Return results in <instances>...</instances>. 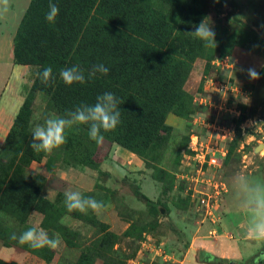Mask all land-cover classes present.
<instances>
[{"label": "trees", "instance_id": "1", "mask_svg": "<svg viewBox=\"0 0 264 264\" xmlns=\"http://www.w3.org/2000/svg\"><path fill=\"white\" fill-rule=\"evenodd\" d=\"M53 2L59 8L54 24L45 20L49 0H31L13 40L14 63L32 67L36 74L0 150V245L20 248L45 261L48 254L52 257V249L21 245L11 238L13 233L18 237L34 227L30 218L39 214L43 217V231H53L67 248L80 251L78 264H95L97 260L122 264L111 256L114 247L105 248L107 241L120 236L92 211L68 212L62 194L55 201L44 198L47 178L33 171L32 164L46 161L49 173L77 166L100 170L94 160L95 149L99 143L107 142L137 155L144 161L147 173L153 170L166 179L170 172L158 166L174 131L167 119L175 115L192 125L190 119L196 113L193 96L185 90L194 64L200 59L210 62L217 55L227 57L237 47L255 48L264 55V19L256 20L254 28L239 23L234 29L215 30L216 46L205 47L190 32L208 17L211 9L230 16L237 7L234 0ZM98 63L109 68L107 75L97 74L83 84L70 86L59 77L62 68L79 65L87 71ZM48 66L52 67L55 80L45 86L38 74ZM105 92L113 93L120 101V123L114 130L103 132L101 142L89 139L88 126L79 125L66 129V142L50 154L35 153L28 146L32 127L37 123L33 117L38 97L47 104L49 113L65 117L82 104H94L96 97ZM254 100L264 107V67L260 82L254 87ZM141 197L152 202L143 193ZM65 217L96 228L100 237L92 245L81 244L84 237L64 224ZM131 227L132 223L124 235ZM0 264L14 263L0 258Z\"/></svg>", "mask_w": 264, "mask_h": 264}, {"label": "rangeland", "instance_id": "2", "mask_svg": "<svg viewBox=\"0 0 264 264\" xmlns=\"http://www.w3.org/2000/svg\"><path fill=\"white\" fill-rule=\"evenodd\" d=\"M234 1L237 7L230 16L209 10L208 17L214 31L234 29L239 23L251 28L256 20L264 19V0ZM30 2L0 0V150L35 79V69L29 66L22 69L23 66L14 63L11 54L15 34ZM255 51V48L237 47L227 57L217 55L210 62L200 59L194 64L185 90L193 96L196 113L191 116L192 125L179 120L182 124L173 127L165 156L158 166L170 172L166 179L153 170H148L146 175L133 173L120 180L114 178L104 163L110 159L116 145L101 142L94 157L100 170L77 166L49 173L46 161L33 163L31 169L47 178L42 192L44 198L55 201L58 194L64 195L65 190L71 189L102 201L106 207L94 214L120 236L107 241L105 248L111 250L114 247L111 256L120 259L122 264H174L182 261L192 246L203 250L206 244H213L211 231L216 230L214 226H220L223 232L229 233L228 236L237 239L245 258L240 264H264V241L248 238L254 207L252 200L264 192V107L254 100V87L260 79L250 80L246 72L249 67L260 72L264 65V55ZM18 70L23 71L21 77ZM222 82L233 84L236 89L218 93L215 88L222 86ZM34 108L35 116L40 117L37 123L43 124L45 119L55 117L48 112L47 104L40 97ZM167 123L170 125V121ZM224 128H230L234 133L232 140H224ZM199 140L208 148L209 154L226 153L225 157L219 155L221 166L210 170L207 166L203 168L204 176L194 158L195 143ZM147 177L158 186L157 197L150 199L152 202L141 197V182L146 184L143 190L147 194L153 187L151 181H144ZM208 180H214L212 185H224L220 198L222 209L213 217L206 216V211L196 206L198 199L204 196L195 191L207 193L212 189L206 184ZM150 192H153L152 188ZM87 213L90 214L91 210ZM42 219L41 215L35 214L30 218V224L41 230ZM245 221L247 225L240 228V223ZM63 222L68 225L76 221L65 217ZM131 223L130 231L124 235ZM86 225L80 227L84 232L81 244L88 246L94 244L100 234L96 228ZM45 233L50 239L45 247L54 252L52 257L48 254L46 261L50 264H78V249L67 248L63 239L53 231ZM242 236L245 240L241 239ZM14 250L22 252L20 248L0 245V258L18 264V254ZM95 264L104 263L97 260Z\"/></svg>", "mask_w": 264, "mask_h": 264}, {"label": "clouds", "instance_id": "3", "mask_svg": "<svg viewBox=\"0 0 264 264\" xmlns=\"http://www.w3.org/2000/svg\"><path fill=\"white\" fill-rule=\"evenodd\" d=\"M219 3L220 0H215ZM48 12L45 20L49 24H54L59 13V8L53 0H49ZM190 34L202 41L205 47L216 46V33L212 27L209 17H205L199 24L194 26ZM264 67V65H262ZM109 68L103 63L94 64L87 71L79 65L62 68L59 77L65 85L74 83L83 84L86 80L96 78L97 74L107 75ZM247 75L250 80L260 79V72L255 67H249ZM41 83L47 86L54 82L53 69L51 66L45 67L39 74ZM120 101L111 92H105L96 97L94 104H82L73 111L66 113L65 117H53L44 120L43 124L36 123L32 127L31 142L29 147L35 153H51L66 142L65 130L73 126L87 125L89 139L99 143L103 140V132L114 130L120 123ZM35 121L40 119L39 115L33 117ZM64 205L68 212L79 211L87 213L91 210L99 214L106 206L102 201L92 197H85L80 191L67 189L64 192ZM254 207L251 212V226L248 238L255 241H264V192L258 193L252 200ZM12 239L18 240L21 245L28 244L33 248L44 247L50 243L47 234L36 227L28 228L18 237L12 234Z\"/></svg>", "mask_w": 264, "mask_h": 264}, {"label": "crops", "instance_id": "4", "mask_svg": "<svg viewBox=\"0 0 264 264\" xmlns=\"http://www.w3.org/2000/svg\"><path fill=\"white\" fill-rule=\"evenodd\" d=\"M11 54L13 56V52H11ZM19 66H22V65H19ZM25 67H28V66H23L22 69H24ZM18 72L20 73V77H21L23 71L18 70ZM15 80L17 81L18 79L15 77ZM175 117H177V116L169 115V117L167 119V122L170 121V125L172 127H174L175 124H180V125L182 123L188 124L187 121H185L179 117H177V118H175ZM104 164L106 165V169H108V172L111 173L114 178L119 179V180L121 178H126V176L133 174V173L134 174L139 173V175L140 174L146 175V172H147V170L145 168V163L142 159H140L137 155H135V154L127 151L126 149L119 147V146H115L114 151L110 155V159L107 160ZM69 172H67V174ZM145 180L151 181L153 187H150V190L152 188L153 189L152 193H154V194H152L150 192V190H149L148 194L145 193V191L143 190V187L146 184L142 183V182L140 183V186H139L140 190L149 199L155 200V198L157 197V193H158V186L156 185V183L152 179H150L148 177H147V179H144V181ZM149 186H151V184H149L148 187ZM219 209H222V207H220ZM67 220H69V219H67ZM99 220L102 222L100 217H99ZM75 221H76L75 223L68 224V226L72 230H74V231H76L82 235L84 232H83V230H81L80 227L82 225H85V223H83L81 221L77 222L78 220H75ZM103 223H105V222H103ZM105 224H107V223H105ZM74 225H76V226H74ZM107 225H109V224H107ZM241 225L245 226V225H247V222L246 221L241 222L240 228H241ZM128 227L129 226L126 227V230ZM214 227H216V230L211 231L212 235H214L213 244H206V246L203 247V250H200L199 248L195 249V247L192 246L187 251L186 257L182 261H175L174 264H240L242 261H244L245 258L242 254V249H241L242 247L237 244V239L234 240L233 235L228 236L227 234H229V233L223 232V230L220 226H214ZM110 230H111V227H110ZM225 237H227V238H225ZM242 238H243V236L241 237V239ZM243 239L245 240V238H243ZM14 252L18 254V256H17L18 264L19 263L20 264H50V263L44 262L43 259H41L35 255H32L26 251L17 252L16 250H14ZM1 259H5V261H9L6 258H1ZM9 262H11V261H9Z\"/></svg>", "mask_w": 264, "mask_h": 264}, {"label": "built area", "instance_id": "5", "mask_svg": "<svg viewBox=\"0 0 264 264\" xmlns=\"http://www.w3.org/2000/svg\"><path fill=\"white\" fill-rule=\"evenodd\" d=\"M211 83L212 85H215L214 81H212ZM221 84L222 86H219V88H215V90H217L218 93H225V91L227 90L234 91V89H236L235 87H232L234 86L233 84H229L225 82H222ZM223 136H224V140H229V139L232 140L234 133L231 131L230 128H224ZM194 152H195L194 155L195 161L200 165L201 167L200 172H202L203 176L206 174V172L203 170L204 167L207 166V168L210 170L211 168H216L219 165L221 166L219 155H222L223 157L226 156V153L224 151H218L217 153L219 154H217L216 152L209 154L208 148L203 143H200V140L195 143ZM213 181L214 180H208L207 183L206 181H202L203 183L212 186V189L209 192L203 193L202 191H195L198 195L204 196L198 199L197 201L198 203L196 202L197 203L196 206H199L202 209H204L206 211L205 212L206 216H212V217L216 215L217 211L220 208V198L223 194L222 191L224 189V185L221 183L212 185Z\"/></svg>", "mask_w": 264, "mask_h": 264}]
</instances>
